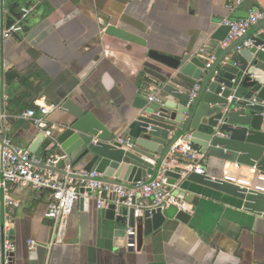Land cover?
<instances>
[{"label": "crops", "instance_id": "1", "mask_svg": "<svg viewBox=\"0 0 264 264\" xmlns=\"http://www.w3.org/2000/svg\"><path fill=\"white\" fill-rule=\"evenodd\" d=\"M19 1L17 19L7 29V20L3 24V31L16 30L2 49L0 130L12 147L36 156L60 154L22 117L35 102L74 104L120 135L140 113L135 98L146 78L144 68L154 64L148 50L194 56L203 49L204 55H215L213 65L221 64L233 44L223 45L228 29L222 21L246 18L254 8L264 10V0H253L251 7V0ZM111 26L127 38L107 35ZM65 117L63 108L49 113L54 134ZM201 166L212 178L264 191V176L256 180L253 169L207 157ZM177 169L185 166L172 167ZM188 176L173 191L188 205V222L166 219L139 245L135 236L117 229L107 207L98 208L95 197H88L75 202L60 242L48 248L49 192L10 186L9 196L18 205L5 207L0 189V223L15 245L12 264H264V217L245 210L240 199L190 182ZM28 240L40 246L29 249Z\"/></svg>", "mask_w": 264, "mask_h": 264}, {"label": "water", "instance_id": "2", "mask_svg": "<svg viewBox=\"0 0 264 264\" xmlns=\"http://www.w3.org/2000/svg\"><path fill=\"white\" fill-rule=\"evenodd\" d=\"M19 2L0 0V30L4 20L7 29L17 19L14 8ZM24 22L18 25L23 28ZM262 26L264 20L233 42L230 57L221 64H212L210 69L196 54L173 56L148 50L146 56L154 64L143 70L146 78L134 104L140 113L120 135L110 132L90 111L70 103L62 105L68 117L60 122L59 134L47 142L52 145L50 150L62 157L53 169L62 175L66 174L62 170L65 166L73 168V172H96L101 176L94 180L129 189L141 181L154 180L164 171L168 183L175 185L181 175L164 167L171 147L182 139L198 147L207 158L253 169L256 180L264 176V34L259 33ZM106 34L127 38L113 26ZM245 40L252 41L251 47L236 52ZM181 76L197 83L185 82ZM195 85L198 88L191 99ZM151 94L157 98L160 95L158 101H150ZM68 175L80 178L74 173ZM187 180L240 199L245 210L264 217V191L253 185L241 186L224 178L195 173H190ZM85 191L90 193L89 189ZM107 212L116 221L117 229L125 234L127 229L134 232L132 236L138 239V245L166 219L175 218L183 223L190 219L188 213L174 207L145 210L135 218L133 209L111 203Z\"/></svg>", "mask_w": 264, "mask_h": 264}, {"label": "built area", "instance_id": "3", "mask_svg": "<svg viewBox=\"0 0 264 264\" xmlns=\"http://www.w3.org/2000/svg\"><path fill=\"white\" fill-rule=\"evenodd\" d=\"M241 0L238 1V3ZM264 20V10L254 8L249 12L246 18L239 20L224 19L223 25L227 27L228 34L223 45L238 40L246 35L259 22ZM15 28L8 30H0V72L3 69L2 49L8 42L11 33ZM260 34H264V26L259 30ZM252 41L245 40L236 47V52L242 48L251 47ZM200 49L196 54L197 57L204 61L206 69H210L215 60L213 54H203ZM195 85L191 93V99L197 90ZM150 101H158L156 95L149 96ZM61 105H48L40 101L35 102V108L27 110L22 117L29 120L33 126L42 132L48 139L54 137L55 126L51 124L47 117L51 111L61 109ZM3 115L0 113V119ZM0 189L3 191L2 203L5 207L17 206L18 203L9 196L10 186L21 190L29 189L35 191H47L50 194L47 202L45 217L52 221V237L48 244L51 248L55 243L60 242V238L64 232V221L70 216L75 202L81 198L95 197L98 208L108 207L111 203L123 205L127 209H133L134 217L139 218L145 210L149 212L160 209L165 210L168 207H174L178 212L190 213L188 205L182 198L174 194L176 185H170L164 171L159 172L154 180L149 182H139L135 188H125L119 185L108 184L102 181L94 180L101 175L96 172H72L69 166H65L62 170L65 175L59 174L53 168L58 167L62 157L58 154H50L47 156H36L28 150H20L12 147L10 141L5 138L3 131L0 130ZM122 142V140H121ZM205 154L201 153L198 147L187 141L180 139L175 143L167 157L165 169L172 167L185 166L184 170L177 169L182 177H186L190 173L204 175V169L201 162L205 160ZM180 159L184 162H180ZM76 174L80 178L75 179L69 177L68 174ZM150 177H147L149 180ZM84 192L81 193L80 190ZM89 189L90 193L85 190ZM120 200H122L120 202ZM2 215L0 204V219ZM126 234L131 236L134 232L131 229L126 230ZM29 249L40 246L39 243L28 240ZM127 246H133L128 243ZM15 245L11 240L7 229H4L0 223V256L2 264H12Z\"/></svg>", "mask_w": 264, "mask_h": 264}]
</instances>
